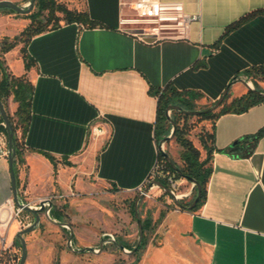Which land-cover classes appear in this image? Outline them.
<instances>
[{"label":"crops","instance_id":"crops-1","mask_svg":"<svg viewBox=\"0 0 264 264\" xmlns=\"http://www.w3.org/2000/svg\"><path fill=\"white\" fill-rule=\"evenodd\" d=\"M161 1H180L187 13L199 14L187 38L141 41L118 27L131 0H83L94 25L63 22L33 35L24 61L4 52L9 70L25 74L33 85L30 116L14 163L20 198L33 200L54 188L82 190L91 180L118 191L143 188L158 157L155 91L170 84L199 94L193 102L206 104L233 77L264 65V0ZM0 15L1 21L16 13L0 8ZM17 19L21 30L22 17ZM258 84L264 92V78ZM246 90L240 81L233 82L225 103ZM7 105L13 112L17 103L10 96ZM213 131L212 171L205 199L196 209L178 207L156 185L147 191L154 207L150 219L164 229L153 232L162 238V248L148 251L149 264H264V99L241 112L221 113ZM43 153L53 156L54 163ZM193 186H184L180 197L189 196ZM10 199L4 155L0 208L6 212L16 204L13 200L5 207ZM20 229L15 219L0 224L13 249Z\"/></svg>","mask_w":264,"mask_h":264},{"label":"rangeland","instance_id":"rangeland-1","mask_svg":"<svg viewBox=\"0 0 264 264\" xmlns=\"http://www.w3.org/2000/svg\"><path fill=\"white\" fill-rule=\"evenodd\" d=\"M27 1L22 0V3L25 4ZM56 1L65 4V6L71 9H84L83 0ZM2 12L5 13V11ZM12 17L14 19L4 18L0 21V41L4 37L11 38L20 31L21 26H19V19L17 18L22 17V29L30 22L29 17L25 14L20 15V13H17ZM20 46L21 43H17L13 48L8 50V54L11 52L10 56H20L24 61V51H21ZM0 56L1 58L3 57L5 69L10 71L6 64V59H4V52L0 51ZM28 68L29 65L25 67L24 62V69L27 70ZM244 76L242 75L240 78L250 79V85L254 86L251 77L246 76L247 78H244ZM26 78L28 79L27 76ZM212 102L206 104H195L193 102V109H202L210 106ZM172 114V110L167 112L168 116ZM189 122L193 125L190 131V138L195 144L199 145L197 135L202 126L210 128L211 121L192 116L189 118ZM166 127V135H168L172 128L169 119ZM161 139L158 141V144H163V151L171 155L170 157L177 163H180L179 152L181 147L174 141V138L168 139L163 143H161ZM158 174H161L160 170L155 171V177ZM167 176L169 175L167 174ZM186 180L185 184H179L176 181L174 188L176 194H180L184 186L190 185V181L187 178ZM139 191H118L94 180L89 181V185L82 190L72 188L63 192L54 188L48 191L47 194L41 197L51 198L52 208L55 206L60 210V221L65 222L66 225H57L41 214L39 224L33 230L24 234L27 248L24 264H149L147 259L148 251L152 250L153 246L159 245V249L162 248V238L158 235L154 236L153 232L155 230L162 232L164 229L163 226H158L157 221L154 222L152 218L150 219L151 210L154 207H152L149 199L146 198L147 193L139 199L137 204L140 220L142 224L145 223L144 227H142L143 238L141 244L134 252L129 253L127 251L131 250L138 240V226L133 215L134 202L132 205V199L135 200ZM70 192L74 194L71 195ZM60 194H64V196L60 197ZM193 194L194 191L187 197L181 198L178 196L177 200L188 205L193 199ZM22 199L29 200L27 198ZM23 214H27V211L25 210ZM55 219L58 220L57 218ZM147 220L151 221L152 227L146 224ZM70 230L73 234L71 247L67 243ZM101 239H103V243L101 249H99ZM117 243L122 244L123 247H119ZM84 246H90L94 250H77ZM176 247L174 256L180 262ZM10 252H16L20 257L21 245L17 237L16 247L12 248ZM162 257V253L158 254L160 260Z\"/></svg>","mask_w":264,"mask_h":264},{"label":"trees","instance_id":"trees-1","mask_svg":"<svg viewBox=\"0 0 264 264\" xmlns=\"http://www.w3.org/2000/svg\"><path fill=\"white\" fill-rule=\"evenodd\" d=\"M4 10L13 12L8 8H4ZM25 15L29 17L30 22L11 38L4 37L1 39V52L8 51L17 43H21L20 49L21 51H24L23 55L25 59L27 58V54L25 53V45L33 35L47 29L58 27L63 22L68 23L75 21L87 26H92L95 23L88 17L85 8L82 10L71 9L65 6V4L56 0H35L33 9ZM27 66L28 64L25 62V67ZM242 74L245 76H250L254 84L253 87L260 90L258 81L264 78V65L248 68L244 70ZM32 90L33 85L30 80L26 78L25 74L16 75L11 71H7L0 56V100L6 109L8 118L14 130L16 156L21 151L22 137L25 133L30 116V98ZM155 94L157 96L155 134L156 140L159 141L161 138L166 136L167 133V106L170 104H178L184 109L191 110L194 108L192 101L196 97H199V94L189 93L187 91H179L170 84H166L163 88L156 90ZM227 95L228 93L222 99L217 110L215 109L208 112H202L197 115L183 113L181 110H172L173 114L170 117L175 123L173 138L174 141L181 147L179 152L180 163H177L175 160L174 162L180 169L181 174H178L169 165L163 156V151L158 147L156 170H160L161 174H158L153 179H157L163 184L167 185V174L172 175L175 179L189 176L194 178L200 184L199 198L194 207H192L190 210L196 209L205 199L206 185L212 171V154L215 150L213 131L214 120L221 113L228 111L241 112L246 110L251 105L264 99L262 94L255 93L250 89H247L243 94L232 99L229 103H225ZM10 96L12 97V100L17 103V106L13 112L8 110L7 105V100ZM213 102L211 104H213ZM192 116L211 121L210 128H205L202 126L200 132L198 133L197 140L199 145L195 144L190 138V131L193 125L189 122V118ZM1 121L2 119L0 117V122ZM0 128L6 131L2 123H0ZM261 131L262 130H258L256 135L260 134ZM239 142L240 140L237 141L232 149H236ZM43 155L52 163H54L53 156L47 153H43ZM193 191L194 198L197 193L196 185L193 186ZM192 200L188 204H190ZM133 202L134 199H132V205ZM182 204L185 205L184 203ZM60 214V210L54 206L51 210V216L60 220ZM146 224L148 225L147 222ZM144 225L145 223L142 224V227H144ZM18 259L19 255L16 254V252L6 251L0 258V264H17Z\"/></svg>","mask_w":264,"mask_h":264},{"label":"built area","instance_id":"built-area-1","mask_svg":"<svg viewBox=\"0 0 264 264\" xmlns=\"http://www.w3.org/2000/svg\"><path fill=\"white\" fill-rule=\"evenodd\" d=\"M199 14L187 13L180 1H161V0H131L127 12H122L119 20L118 27L120 30L134 36L135 38L144 42H155L163 39H185L188 37V30L190 23L193 20H198ZM244 78H247L244 76ZM250 82V79H247ZM3 124V122L1 121ZM159 148L163 151V144H159ZM8 154L7 148V133L0 132V156ZM156 165L148 177L146 183H149L155 177ZM167 186L171 189L175 196L174 188L176 179L172 176H166ZM138 190H142L139 187ZM73 195V192H70ZM68 195V194H67ZM60 197L64 194H60ZM22 199V198H21ZM50 199V197H39L33 200H24L27 204L38 207L41 200ZM46 205L47 202L45 201ZM13 204V200H7L6 205ZM5 208H0V224H6L11 220H18L21 227L29 225L32 221L30 215L23 214L25 211L22 207L14 204L11 212H6ZM71 243V242H70ZM11 245L5 242L4 235L0 233V258L6 251H11Z\"/></svg>","mask_w":264,"mask_h":264},{"label":"water","instance_id":"water-1","mask_svg":"<svg viewBox=\"0 0 264 264\" xmlns=\"http://www.w3.org/2000/svg\"><path fill=\"white\" fill-rule=\"evenodd\" d=\"M34 3L35 0H28L25 4H18L12 0H0V8H8L10 10H12L15 13H20V14H26L28 12H30L33 7H34ZM236 81H240L242 84H244V86L247 89L252 90L255 93H259L262 94L264 96V92H262L259 89L254 88L253 86L250 85V83L247 81V79H242V78H237V77H233L225 86L224 90L222 91V93L220 94V96L213 102V104H211L210 106H207L205 108L202 109H184L182 108L180 105L178 104H170L167 106L166 111L168 112L169 110H181L183 113H187V114H191V115H197L199 113L202 112H208V111H212L214 109H216L219 104L221 103L222 99L225 97V95L228 92V89L230 87V85L233 82ZM0 117L2 119L3 125L6 129V133H7V141H8V154H7V158H8V164H9V169H10V178H11V190H12V198L15 201V203L19 206L22 207L24 210L30 212L31 214H33V221L25 226L24 228L20 229L17 233H16V237L19 239L20 241V245H21V254L18 260L17 264H24L26 256H27V248H26V242H25V238H24V234L26 232H29L31 230H33L40 222V218H41V214H43V216L48 219L49 221L57 224V225H66L65 222L60 221V220H56L54 217L51 216L50 214V209L52 207V201L50 199H45V200H41L39 202V206L38 207H33L29 204H27L25 201H23L17 193V187H16V175H15V169H14V163H15V143H14V130L12 128V125L10 123V120L8 118L6 109L2 103V101L0 100ZM168 119L171 123V131L168 135L164 136L161 139V143L167 141L168 139L173 138L174 136V129H175V123L174 121L171 119L170 116H168ZM163 156L166 159V161L169 163V165L178 173L181 174L180 169L178 168V166L175 164L174 160L170 157V155L168 153H166L165 151H163ZM187 178L193 185L197 186V193L194 196L192 202L188 205H183L179 200H177V196H175L171 189L163 184L162 182H160L157 179H153L151 182H149L144 188L143 190L139 191L138 195L136 196L135 200H134V212L133 215L136 219L137 222V226H138V240L135 244V246L131 249V250H127L129 253L134 252L141 244L142 238H143V229H142V222L140 220V217L138 215V210H137V204L139 199L147 193L148 189L152 186V185H157L160 188H162L163 190H165L167 193H169L172 198H174L175 200V204L180 207V208H185V209H191L192 207H194V205L196 204L198 198H199V194H200V184L192 177H185ZM45 201L47 202V205L45 203ZM72 231L70 230L69 232V237H68V246L71 247V239H72ZM102 243H103V239H101L100 242V246L99 249H101L102 247ZM117 245L119 247H123L122 244L117 243ZM77 250L81 251V250H94L92 247L90 246H84L81 248H78Z\"/></svg>","mask_w":264,"mask_h":264},{"label":"bare ground","instance_id":"bare-ground-1","mask_svg":"<svg viewBox=\"0 0 264 264\" xmlns=\"http://www.w3.org/2000/svg\"><path fill=\"white\" fill-rule=\"evenodd\" d=\"M250 83V82H249Z\"/></svg>","mask_w":264,"mask_h":264}]
</instances>
